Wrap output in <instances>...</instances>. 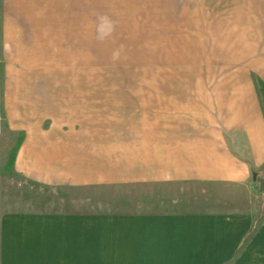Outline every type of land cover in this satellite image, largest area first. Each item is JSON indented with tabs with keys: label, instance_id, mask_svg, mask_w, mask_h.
<instances>
[{
	"label": "crops",
	"instance_id": "0c3cea01",
	"mask_svg": "<svg viewBox=\"0 0 264 264\" xmlns=\"http://www.w3.org/2000/svg\"><path fill=\"white\" fill-rule=\"evenodd\" d=\"M38 2L0 0V111L17 132L9 143L16 145L13 170L56 186L142 178L146 187L160 182L169 192H197L202 204L115 212L111 225L82 211L6 213L0 264H247L251 245L264 250L263 216L237 255L264 211V57L254 78L231 84L230 76L229 84H214L207 99L203 95V120L146 122L139 140L122 133L120 124L87 115L73 123L44 122L46 114L56 119V74L48 72L56 13L42 11ZM197 104L195 98L193 109ZM142 160L151 168L136 170ZM91 234L97 240L92 251Z\"/></svg>",
	"mask_w": 264,
	"mask_h": 264
},
{
	"label": "rangeland",
	"instance_id": "374dc122",
	"mask_svg": "<svg viewBox=\"0 0 264 264\" xmlns=\"http://www.w3.org/2000/svg\"><path fill=\"white\" fill-rule=\"evenodd\" d=\"M38 4L42 11L56 13V45L50 52L51 63L55 57L58 64L48 71L56 74V113L51 114L56 119L46 114L44 122L73 123L87 115L90 121L120 124L122 133L139 140L146 122L150 127L203 120L199 108L203 97L214 91L213 85L229 84L226 80L232 76L231 84L254 78L258 59L264 57V0H40ZM41 54L44 63V45ZM46 54L49 61L48 49ZM195 98L199 105L193 109ZM9 124L0 111V222L10 212L72 210L111 225L115 212L123 216L202 204L197 192H169L160 182L146 187L142 178L88 186L29 180L10 162L16 145L9 143L17 132ZM136 164L138 171L151 168V162ZM158 165L153 162L152 168ZM263 216L264 211L237 255ZM95 238L90 235V251L97 249ZM257 249L251 245L247 264H264V250L257 253Z\"/></svg>",
	"mask_w": 264,
	"mask_h": 264
},
{
	"label": "trees",
	"instance_id": "16d2710c",
	"mask_svg": "<svg viewBox=\"0 0 264 264\" xmlns=\"http://www.w3.org/2000/svg\"><path fill=\"white\" fill-rule=\"evenodd\" d=\"M14 155H15V149H14V151L12 152L11 157H10V162H11V163L13 162ZM257 225H258V224H255L253 228L255 229V228L257 227Z\"/></svg>",
	"mask_w": 264,
	"mask_h": 264
},
{
	"label": "water",
	"instance_id": "95a60500",
	"mask_svg": "<svg viewBox=\"0 0 264 264\" xmlns=\"http://www.w3.org/2000/svg\"><path fill=\"white\" fill-rule=\"evenodd\" d=\"M261 186H262V182H261Z\"/></svg>",
	"mask_w": 264,
	"mask_h": 264
}]
</instances>
